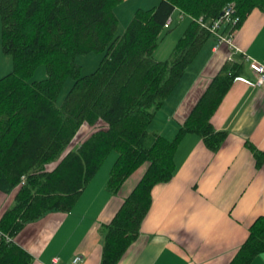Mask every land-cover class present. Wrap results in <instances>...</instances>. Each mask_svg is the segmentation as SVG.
<instances>
[{
  "label": "trees",
  "instance_id": "1",
  "mask_svg": "<svg viewBox=\"0 0 264 264\" xmlns=\"http://www.w3.org/2000/svg\"><path fill=\"white\" fill-rule=\"evenodd\" d=\"M121 1L0 0L1 43L14 60L13 70L0 78V190L15 189L13 203L0 215V264H32L33 255L15 239L48 212L72 210L117 150L110 192H119L139 168L144 171L112 219L102 224L100 264H116L140 235L154 186L174 177L179 141L198 133L216 152L228 136L213 127L212 117L245 70L242 59L228 60L215 73L173 138L148 128L201 46L217 37L200 18L211 25L230 3L240 15L239 28L252 10L264 11V0H159L134 9L125 31L116 36ZM175 9L191 20L172 57L158 60L154 49ZM88 51H102L104 57L94 72L83 74L76 56ZM42 63L47 77L31 80ZM69 76L74 83L59 103ZM85 122L94 130L77 148L69 147ZM251 148L258 162L264 160V150ZM247 232L228 264H249L264 251V213Z\"/></svg>",
  "mask_w": 264,
  "mask_h": 264
},
{
  "label": "crops",
  "instance_id": "2",
  "mask_svg": "<svg viewBox=\"0 0 264 264\" xmlns=\"http://www.w3.org/2000/svg\"><path fill=\"white\" fill-rule=\"evenodd\" d=\"M158 3L151 0L154 6ZM243 20L233 33V43L216 45L213 37L201 46L158 112L164 117L157 115L161 128L153 130L173 138L204 86L228 60H245L239 77L255 79L250 63L264 61V11L255 8ZM221 101L212 123L228 131L227 138L216 152L198 133L179 141L174 177L154 186L152 208L140 235L116 264H228L251 223L264 213V160L258 162L251 148L264 150V84L249 86L235 79ZM114 160L113 155L100 167L72 210L48 212L24 227L15 241L33 255L32 264H50L55 256L70 262L77 254L82 259L76 264H100L102 224L112 219L144 171L137 170L131 176L138 174L136 179L129 177L119 192L112 193L107 182ZM14 198L15 189L7 194L0 190V215ZM249 264H264V251Z\"/></svg>",
  "mask_w": 264,
  "mask_h": 264
},
{
  "label": "rangeland",
  "instance_id": "3",
  "mask_svg": "<svg viewBox=\"0 0 264 264\" xmlns=\"http://www.w3.org/2000/svg\"><path fill=\"white\" fill-rule=\"evenodd\" d=\"M142 4V5H140ZM153 5L151 4V0H122L119 3V6L116 8L115 12L117 13L119 17V23H118V29L116 32V36H119L122 34L128 23H130L132 17H133V9H136L138 7L142 8H149L152 7ZM189 20H191V17L186 14L183 18L180 17L179 15V10L175 13V20L173 21V24L170 28L165 27L162 30V33L160 34V39L157 48L154 49V55L155 58L158 60L161 59H167L172 57L173 54V48L177 44L179 38L181 37L180 35L184 34L185 29L187 25L189 24ZM2 17H0V78L3 77L4 74L11 72L14 66V60L11 55L6 53L3 49V44L1 43L2 40ZM102 57H104V53L102 51H94V52H84L76 56V61L80 64L82 67V73H92L95 71V69L98 67V63H100ZM195 62V61H194ZM197 63V62H196ZM192 68H196L195 65ZM35 72L30 78L31 80L37 79L41 80L48 75V69L46 68V63H42V65L38 66L35 68ZM193 70V69H192ZM65 84L62 87V90L60 91V95L58 98V102L61 103L65 97L66 93L69 91L71 86L74 83V80L72 76H69L65 80ZM185 82V80H184ZM183 82V83H184ZM179 88L182 87V85ZM175 96L173 95L171 100L174 101ZM163 112H160V115ZM158 114H155V118L153 122L150 124V128H148L149 131L153 130L152 128H155V126H158L161 128V123H160V118H164L163 116L157 117ZM163 120V119H162ZM95 127H93L91 124H88L87 122L84 123L82 128L77 131V135L74 137L72 140V143L69 144V147L77 148L79 144L85 139V137L89 134V131L94 130ZM113 155L115 157V160L117 159L116 156L118 155L117 150H113L109 156H107V159L104 161L103 168L106 166L105 164L109 163L112 161ZM114 160V162H115ZM113 162V163H114ZM54 163L51 162L49 165ZM113 165V164H112ZM142 168H139V171H142ZM138 176V174H136ZM136 176L131 177L133 179H136Z\"/></svg>",
  "mask_w": 264,
  "mask_h": 264
},
{
  "label": "built area",
  "instance_id": "4",
  "mask_svg": "<svg viewBox=\"0 0 264 264\" xmlns=\"http://www.w3.org/2000/svg\"><path fill=\"white\" fill-rule=\"evenodd\" d=\"M236 11L235 8H233L232 4H227L224 7V17L222 19H217L213 21V24H208V22L203 21L202 18H200V22H202L203 25L207 26L214 34L217 36V44L220 42H229L233 43V33L236 32L237 28H235L236 24L239 22L240 15H235ZM184 14L181 13V17H183ZM174 20L173 16H170L165 22V26L170 27L172 25V22ZM223 30V31H222ZM250 68L253 71V73H256L255 79H249L248 77H237L235 79L244 80L249 84V86H255L256 84H264V61L262 60H253L250 63ZM82 259V256L80 254H77L72 261H65L61 262V260L58 257H53L50 264H76V262H79Z\"/></svg>",
  "mask_w": 264,
  "mask_h": 264
}]
</instances>
